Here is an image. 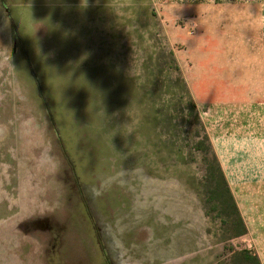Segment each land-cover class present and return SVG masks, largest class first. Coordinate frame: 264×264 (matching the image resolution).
<instances>
[{
	"label": "rangeland",
	"instance_id": "374dc122",
	"mask_svg": "<svg viewBox=\"0 0 264 264\" xmlns=\"http://www.w3.org/2000/svg\"><path fill=\"white\" fill-rule=\"evenodd\" d=\"M119 1L122 50L100 57L60 44L53 0H0V264H213L229 247L264 264V167L230 169L259 177L234 191L246 234L219 241L206 120L181 88L195 65L262 51L264 0Z\"/></svg>",
	"mask_w": 264,
	"mask_h": 264
},
{
	"label": "crops",
	"instance_id": "0c3cea01",
	"mask_svg": "<svg viewBox=\"0 0 264 264\" xmlns=\"http://www.w3.org/2000/svg\"><path fill=\"white\" fill-rule=\"evenodd\" d=\"M53 9L55 23L60 26L59 31H62V25H68V29L63 31L69 32V36H64L63 39L60 37V44L62 40L75 43L79 50L76 55L101 57L107 54L103 51L107 48L114 49L118 55L121 52L118 33L119 25L126 27V3L123 5L119 0H53ZM261 45L262 51L255 53L251 49L254 42L246 43L244 52L237 56L239 63L195 65L186 71L185 78L198 114L201 119L206 120L204 126L210 146L247 229L234 191L246 181V174L259 175L255 171L253 174L252 171H240L243 177L241 180L233 176L230 169L264 167V40ZM93 61L97 62L96 59ZM229 71L238 73L233 76L235 80L228 81L229 75L223 74ZM231 110L240 112L242 116L233 113L230 120L226 121L228 119L225 114H230ZM224 116L226 118L222 120L221 117ZM153 231L158 238L163 230L156 227ZM188 254L189 261L197 255L195 252ZM210 259L205 264H210L213 256Z\"/></svg>",
	"mask_w": 264,
	"mask_h": 264
},
{
	"label": "trees",
	"instance_id": "16d2710c",
	"mask_svg": "<svg viewBox=\"0 0 264 264\" xmlns=\"http://www.w3.org/2000/svg\"><path fill=\"white\" fill-rule=\"evenodd\" d=\"M181 88L184 93L189 95V89L184 81L181 83ZM191 107L195 109V103L192 102ZM156 114V111H155ZM155 126H158L156 117ZM194 122V121H193ZM192 122V123H193ZM195 122L200 125L198 116L195 113ZM201 126V125H200ZM202 137L204 141V153L209 155V159L205 158L204 167V188L201 191L203 206L206 209L208 203L212 202L213 211H217V217L223 224V235L219 238V241H226L230 238L238 237L246 234L247 228L244 220L238 210L234 197L228 187L227 181L219 164V161L213 152L209 138L204 127L201 126ZM202 141L199 145H202ZM200 148V147H199ZM206 213V212H205ZM225 252L217 256L216 262L213 264H261L258 255L247 249H235L233 247L225 248ZM226 252L228 255L226 256Z\"/></svg>",
	"mask_w": 264,
	"mask_h": 264
}]
</instances>
